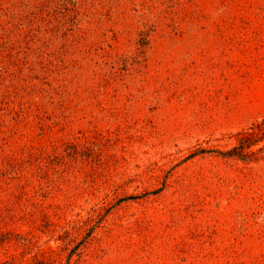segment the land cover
I'll list each match as a JSON object with an SVG mask.
<instances>
[{
	"label": "rangeland",
	"instance_id": "rangeland-1",
	"mask_svg": "<svg viewBox=\"0 0 264 264\" xmlns=\"http://www.w3.org/2000/svg\"><path fill=\"white\" fill-rule=\"evenodd\" d=\"M0 264H264V0H0Z\"/></svg>",
	"mask_w": 264,
	"mask_h": 264
}]
</instances>
